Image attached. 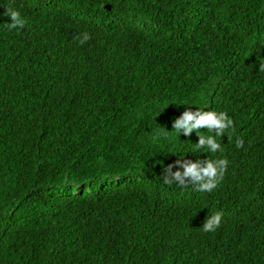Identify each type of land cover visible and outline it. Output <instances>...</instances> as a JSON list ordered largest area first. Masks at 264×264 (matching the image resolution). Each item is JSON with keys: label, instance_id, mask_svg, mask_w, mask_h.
<instances>
[{"label": "trees", "instance_id": "16d2710c", "mask_svg": "<svg viewBox=\"0 0 264 264\" xmlns=\"http://www.w3.org/2000/svg\"><path fill=\"white\" fill-rule=\"evenodd\" d=\"M182 158L228 166L165 184ZM0 264H264V0H0Z\"/></svg>", "mask_w": 264, "mask_h": 264}, {"label": "clouds", "instance_id": "9594fccd", "mask_svg": "<svg viewBox=\"0 0 264 264\" xmlns=\"http://www.w3.org/2000/svg\"><path fill=\"white\" fill-rule=\"evenodd\" d=\"M9 21L7 28L9 30L19 29L24 27V19L19 11L9 8L7 10ZM82 38L78 43L83 45L90 36L87 32L81 34ZM172 129L176 134L188 136L193 132L200 131L205 128L212 133L207 136H197L198 142L195 144L198 149L207 148L208 152L215 153L221 150L220 143L217 142V137L225 134L226 130L233 127V120L225 111L207 110L195 108L191 110L186 107L185 110L172 121ZM238 147H243V141H237ZM184 157V156H183ZM176 171H172L173 165L165 169L163 182L169 186L176 184L178 187H187L191 185L195 191L211 192L215 189L218 183L222 180L228 166L226 159H196L194 162L188 159H177L175 161ZM223 213L216 211L209 216L202 225L204 232L216 231L222 222Z\"/></svg>", "mask_w": 264, "mask_h": 264}]
</instances>
